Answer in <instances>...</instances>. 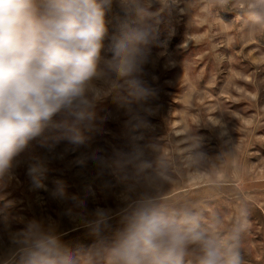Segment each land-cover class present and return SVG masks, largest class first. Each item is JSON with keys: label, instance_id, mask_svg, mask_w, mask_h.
<instances>
[{"label": "clouds", "instance_id": "9594fccd", "mask_svg": "<svg viewBox=\"0 0 264 264\" xmlns=\"http://www.w3.org/2000/svg\"><path fill=\"white\" fill-rule=\"evenodd\" d=\"M174 3L0 0V186L12 179L16 157L45 133L52 134L45 137L53 141L50 151L60 141L85 145L88 137L82 129L91 127L97 103L109 95L114 94L117 110L128 116L125 148L115 149L110 159L97 150L76 161L83 165L91 160L98 175L108 173L122 186L115 194V210L87 212L85 199L71 197L82 211L69 208L65 214L85 227L94 242L74 251L51 221L34 219L22 230L11 231L5 219L10 248L0 264H246L248 203L238 197L233 216L226 221L222 214L206 212L207 200L168 198L166 191L176 184L171 172L175 160L161 154L156 141L141 143L152 127L147 117L154 110L148 102L157 96L142 77L151 62L150 45L157 38L161 14ZM114 4L125 19L110 34L107 14ZM203 4L210 11L241 14L246 18L245 36L264 38V0H203ZM106 50L111 57L103 54ZM206 127L219 129V153L209 156L203 137L189 129L183 134L181 162L189 177L210 178L206 187L214 196L227 188L226 180L217 176H227L238 152L236 143L225 139L223 124ZM46 171L42 160L28 166L34 188H45ZM50 195L64 200V182L58 180Z\"/></svg>", "mask_w": 264, "mask_h": 264}, {"label": "rangeland", "instance_id": "374dc122", "mask_svg": "<svg viewBox=\"0 0 264 264\" xmlns=\"http://www.w3.org/2000/svg\"><path fill=\"white\" fill-rule=\"evenodd\" d=\"M156 8L158 4L153 10ZM124 19L114 4L107 14L109 33ZM160 19L157 38L150 45L151 62L142 77L157 90V96L148 102L154 110L147 117L152 127L144 132L141 143L156 141L161 154L175 160L171 172L176 184L166 191L168 198L207 200L206 212L222 214L226 221L233 216L237 198L246 201L251 208L244 237L246 264H264V38L248 39L243 31L244 16L210 11L203 0H175ZM103 54L112 55L107 50ZM95 113L91 127L82 129L88 137L85 145L75 147L60 141L50 151L48 145L53 141H45V137L52 134L45 133L16 157L12 179L0 186V257L10 248L3 228L5 219L11 231L22 230L34 219L51 221L62 241L74 251L94 242L85 227L65 214L69 208L82 211L75 208L71 197L85 199L87 212L115 210V194L122 186L108 173L98 175L91 160L83 165L76 161L97 150L110 159L115 149L125 148L128 119L123 110H117L114 94L98 102ZM217 124L224 125L225 139L236 143L238 158L231 162L227 176L218 174V179L226 180L227 188L213 196L206 187L211 182L209 177L188 176L181 162V148L183 134L192 129L203 137V150L216 156L221 145L219 129L206 126ZM37 160L44 161L47 168L45 188H34L27 175L28 166ZM58 180L66 186L67 196L62 201L50 195ZM112 223L115 225L116 220Z\"/></svg>", "mask_w": 264, "mask_h": 264}]
</instances>
